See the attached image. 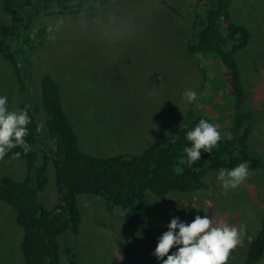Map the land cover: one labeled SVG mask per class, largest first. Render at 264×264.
Returning <instances> with one entry per match:
<instances>
[{
	"label": "rangeland",
	"instance_id": "1",
	"mask_svg": "<svg viewBox=\"0 0 264 264\" xmlns=\"http://www.w3.org/2000/svg\"><path fill=\"white\" fill-rule=\"evenodd\" d=\"M194 1L115 0L90 12L43 22L45 44L30 55V68L35 82L49 70L59 84L65 113L83 153L98 158L142 154L149 143L182 122L191 107L216 127L221 138L228 134L234 99L225 94L223 68L210 58L191 56L186 66L181 59V38L189 37ZM2 2L0 25H9ZM229 15L232 23L244 26L251 35L235 62L246 98L243 112L253 115L249 151L263 158L264 0H231ZM186 90L197 94L191 103L182 96ZM0 95L7 97L10 110L18 109L20 87L12 68L1 58ZM153 99H158L155 126L150 121ZM24 174V161L0 160V176L19 181ZM206 182L209 189L200 194L147 196L135 226L124 225L118 212L109 214L101 199L79 196L80 232L74 236L68 231L58 238L62 252L71 248L76 264H127L121 245L131 242L133 249L125 247L124 251L131 252L132 264H160L153 251L170 219L190 222L196 215H208L214 224L223 221L237 228L240 238L231 252L243 258L264 217V172H249L236 189L225 190L218 173L209 175ZM42 201L48 210L58 203L54 172H48ZM22 236L15 211L0 201V264H24ZM66 258L61 253L60 263L67 264Z\"/></svg>",
	"mask_w": 264,
	"mask_h": 264
},
{
	"label": "trees",
	"instance_id": "2",
	"mask_svg": "<svg viewBox=\"0 0 264 264\" xmlns=\"http://www.w3.org/2000/svg\"><path fill=\"white\" fill-rule=\"evenodd\" d=\"M115 0H3L2 10L10 18L9 25H0V58L12 68L22 95L18 109L26 110L30 123L24 137L31 146L25 153L12 149L2 161H24L21 180L0 176V201L15 211V223L23 232L20 253L24 264H61V253L67 264H76L71 248H62L58 238L68 231L78 236L81 214L79 196L101 199L109 214L118 212L122 223L135 226L141 217L147 196L158 198L172 195H195L209 189L206 179L220 169H232L247 161L249 172H264V157L249 151L253 115L243 112L246 102L235 57L251 35L247 28L231 22V0H195L193 3L186 52L191 56L212 59L222 68L226 96L233 106L229 109L231 126L228 134L209 152L201 150L200 160L192 167L181 164L183 148L190 146L185 134L200 119L191 107L182 122L168 135L155 140L142 154L122 153L98 158L83 153L75 129L66 115L59 84L46 70L40 81H34L30 55L42 49L47 29L45 20L74 15L113 3ZM175 11L174 9H171ZM204 73V69H200ZM31 86V90L29 89ZM28 92L31 95H28ZM16 153H19L17 155ZM54 172L57 205L48 210L42 201L48 172ZM230 209V208H229ZM232 211V209H230ZM124 243L132 250V243ZM121 255L132 264L130 251ZM229 252L225 264H264V217L248 243L243 258Z\"/></svg>",
	"mask_w": 264,
	"mask_h": 264
},
{
	"label": "clouds",
	"instance_id": "3",
	"mask_svg": "<svg viewBox=\"0 0 264 264\" xmlns=\"http://www.w3.org/2000/svg\"><path fill=\"white\" fill-rule=\"evenodd\" d=\"M182 96L189 103L197 98L196 92L192 90H186ZM7 105V97L0 95V159L16 147L25 153L31 150L24 139L28 135L27 125L30 123L27 111L10 110ZM185 139L190 142V146L183 148L185 155L180 163L192 167L200 160L201 150L209 153L220 141L221 135L213 124L200 119L186 132ZM248 173L249 163L244 161L232 169H220L218 174L222 178L221 186L228 190L236 189ZM239 238L236 227L223 221L214 224L208 215H196L190 222L173 217L167 224V230L158 237L153 255L160 264H225ZM170 249L175 250L169 254Z\"/></svg>",
	"mask_w": 264,
	"mask_h": 264
},
{
	"label": "crops",
	"instance_id": "4",
	"mask_svg": "<svg viewBox=\"0 0 264 264\" xmlns=\"http://www.w3.org/2000/svg\"><path fill=\"white\" fill-rule=\"evenodd\" d=\"M187 33H188V31H187ZM181 36V35H180ZM181 37H184V36H181ZM187 39V37H184V38H181V40H182V42H183V45H182V48L184 49V52H183V54L181 55V59H183V65L184 66H186L187 64H189V60L191 59V55L189 56V54L186 52V49H185V40ZM183 65H181L180 64V71H179V76L182 74V72H183ZM192 65V64H191ZM190 65V66H191ZM185 68V67H184ZM156 96V95H155ZM154 98H158V97H154ZM156 106H158V99H153V101H151L150 103H149V107L152 109V111H153V116H152V118H150V121H152V124H153V122L155 121V120H157V114L154 112V110L156 109ZM159 121H161L160 119H159ZM154 125V124H153ZM155 126V125H154ZM157 126H159V125H157ZM157 126H156V128H157ZM153 142V141H152ZM151 142V143H152ZM151 143H149V144H151ZM148 144V145H149ZM147 145V146H148ZM146 146V147H147Z\"/></svg>",
	"mask_w": 264,
	"mask_h": 264
}]
</instances>
